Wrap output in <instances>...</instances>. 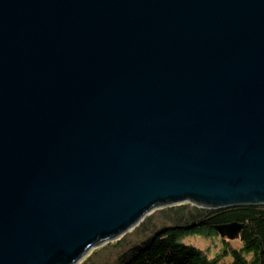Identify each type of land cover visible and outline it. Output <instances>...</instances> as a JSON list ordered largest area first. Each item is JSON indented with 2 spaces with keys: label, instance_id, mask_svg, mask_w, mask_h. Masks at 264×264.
Listing matches in <instances>:
<instances>
[{
  "label": "water",
  "instance_id": "1",
  "mask_svg": "<svg viewBox=\"0 0 264 264\" xmlns=\"http://www.w3.org/2000/svg\"><path fill=\"white\" fill-rule=\"evenodd\" d=\"M183 203L264 205V0H0V264Z\"/></svg>",
  "mask_w": 264,
  "mask_h": 264
},
{
  "label": "trees",
  "instance_id": "2",
  "mask_svg": "<svg viewBox=\"0 0 264 264\" xmlns=\"http://www.w3.org/2000/svg\"><path fill=\"white\" fill-rule=\"evenodd\" d=\"M234 223L243 227L236 239L220 235L219 227ZM98 248L79 264H264V205L208 210L185 203L158 209Z\"/></svg>",
  "mask_w": 264,
  "mask_h": 264
},
{
  "label": "rangeland",
  "instance_id": "3",
  "mask_svg": "<svg viewBox=\"0 0 264 264\" xmlns=\"http://www.w3.org/2000/svg\"><path fill=\"white\" fill-rule=\"evenodd\" d=\"M208 210H211V209H208ZM152 213H153V212H152ZM150 214H151V213H150ZM134 240H136V239H132V240H130V241L128 242V244L132 243ZM107 244H108V243H107ZM104 245H106V244H104ZM104 245L100 246L99 248L103 247ZM99 248H98V249H99ZM115 248H116V246H112V247L110 248V250L108 251V253L111 252V251H113ZM95 250H96V249H95ZM92 251H94V249H93ZM92 251H91V252H92ZM91 252H90V253H91ZM90 253H89L88 255H90ZM108 253H106V254H108Z\"/></svg>",
  "mask_w": 264,
  "mask_h": 264
}]
</instances>
